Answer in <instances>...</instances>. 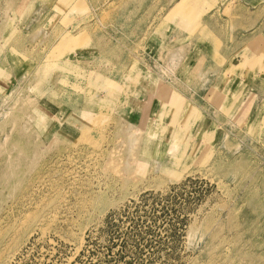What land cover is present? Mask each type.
I'll return each mask as SVG.
<instances>
[{"label":"rangeland","instance_id":"374dc122","mask_svg":"<svg viewBox=\"0 0 264 264\" xmlns=\"http://www.w3.org/2000/svg\"><path fill=\"white\" fill-rule=\"evenodd\" d=\"M253 74L264 0H0V264H264Z\"/></svg>","mask_w":264,"mask_h":264},{"label":"bare ground","instance_id":"6f19581e","mask_svg":"<svg viewBox=\"0 0 264 264\" xmlns=\"http://www.w3.org/2000/svg\"><path fill=\"white\" fill-rule=\"evenodd\" d=\"M180 29V28H179ZM19 53H13L12 55H18ZM7 57H10V56H7ZM12 58V57H11ZM9 65V64H8ZM42 65H43V63H42ZM4 66V65H3ZM37 67H35V68H33V74H35V79H38V81L40 82V83H43V82H45V81H52L54 84H53V87H56V88H59V89H62L63 91H65V90H68V88L70 87H78V84L77 85H75V84H72V85H70V86H68V84H67V81H66V79H60L59 78V76L57 75V74H54V76H51L50 74H48L47 72H45L44 70H42L41 68H40V65L39 64H37L36 65ZM59 66H60V64H59ZM58 66V67H59ZM43 67H45L46 69H51V68H58V67H52V66H50L49 64L48 65H43ZM9 68V67H8ZM61 70L63 71L64 69L63 68H66V65L65 64H62L61 65ZM53 70H55V69H53ZM36 81V80H35ZM51 82V83H52ZM50 84V83H49ZM37 85V84H36ZM52 85V84H51ZM32 86V85H31ZM171 87V86H170ZM73 89V88H72ZM50 90V89H49ZM52 90V89H51ZM75 90V89H74ZM78 90H79V88H78ZM4 91H5V89H4ZM55 92L53 93L54 94V96H56V94H57V90L55 89L54 90ZM81 92V91H80ZM159 92H162V93H166V92H168V93H170V95H169V97H171V95L173 94V96H174V93H173V88H171V89H169V85L168 84H162V86H160V87H158L157 89H156V92H149V94L147 95V97H146V99L144 100V105H145V103H146V105L148 106V108H149V106H150V104L152 103V100L157 96V94L159 93ZM19 99L18 98H15V100L14 101H18ZM80 100H82V99H80ZM78 101V102H76L75 101V105H82V106H79V107H81V113L83 114V115H81V116H78L77 115V117L76 118H78L79 119V122L81 123V124H85V121L87 120V119H85V117H84V115H85V110L88 108V104L83 100L82 101V103H81V101ZM23 103H24V106H26V104H30V102H31V100H30V98H25V99H22L21 100ZM158 102V101H157ZM166 103H167V100H166ZM91 105H92V107L91 108H93V107H95V106H97L94 102H92L91 103ZM23 106V105H22ZM157 107V106H156ZM27 108H29V105H28V107ZM141 108V107H140ZM158 108V107H157ZM78 109V108H77ZM80 109V108H79ZM26 110V109H25ZM167 110H169V109H167ZM176 111V110H175ZM30 112V111H29ZM39 112V111H38ZM140 112V111H139ZM25 113V112H24ZM40 114V113H39ZM157 115H158V117H161V118H163L165 115H167L168 114V111H165L164 109L163 110H161V109H157V113H156ZM26 115V114H25ZM66 116V115H65ZM38 117H39V115H38ZM29 119V118H28ZM60 120V119H59ZM175 120V117L173 118V120H172V122ZM16 121H17V119H16ZM30 121V120H29ZM57 121V120H56ZM61 122V121H60ZM175 122V121H174ZM54 124V123H53ZM56 124V123H55ZM19 130V129H18ZM19 133V132H18ZM17 132H15L14 130H12L9 134H7L6 135V137H5V139H4V142H0V146L1 145H7V144H9V143H18L17 142V138H16V135L18 134ZM175 134H176V132H175ZM34 136V135H33ZM181 134H179L178 132H177V135H176V137H175V143L177 142V139L179 140V142H180V139H181ZM29 137V136H28ZM52 138V137H51ZM149 140V139H148ZM153 140V142H154V140L155 139H152ZM158 140V139H157ZM171 141H173V140H171ZM170 141V142H171ZM157 143H159V144H161V142L160 141H157ZM152 144V143H151ZM16 145V144H15ZM17 146V145H16ZM13 159V158H12ZM11 160V159H10ZM10 160H9V162H10ZM14 160V159H13ZM9 162H6V165H8L9 164ZM18 164V163H17ZM14 173H16L15 172V170H12L11 172H10V174L9 175H13ZM34 186V185H33ZM263 206V205H262Z\"/></svg>","mask_w":264,"mask_h":264},{"label":"crops","instance_id":"0c3cea01","mask_svg":"<svg viewBox=\"0 0 264 264\" xmlns=\"http://www.w3.org/2000/svg\"><path fill=\"white\" fill-rule=\"evenodd\" d=\"M231 66H232V64H231ZM222 76V75H221ZM221 76H219V78L221 77ZM218 78V79H219ZM252 78H253V80H252ZM226 79V78H225ZM251 80L249 81V83H248V88H250V85L252 86L251 87V93H253L252 94V96H251V107L249 108V111H247L246 112V117H247V119H250V118H256V119H259V116H258V118H257V116H255V111H256V108H257V106H259V108L260 109H258L259 111H262V109H261V107H263V103H264V98H263V100L261 101L260 100V104L258 105V103H255L254 102V100H255V98H256V93H257V90L255 89V88H253V86L256 84V81H255V75L253 74L252 75V77L250 78ZM226 81V80H225ZM226 85L225 86H222L221 87V84H219V82H218V86H220V88H219V90H223V88H226L227 86H230V85H232V84H229V82L228 81H226ZM242 85H243V87L245 88V83H242ZM236 87L238 88V85H237V83H236ZM247 88V87H246ZM247 88V89H248ZM248 91V90H247ZM245 93H249V92H245ZM237 96H239V93L237 92ZM239 99L240 98H238V102H239ZM154 101H155V98L152 100V103L150 104V106H149V111H150V113H151V117L150 118H152L153 120H157L156 119V117H158V115L156 114L157 113V107H156V104L154 103ZM238 110V109H237ZM236 110V111H237ZM237 113H239L238 111H237ZM143 115V114H142ZM157 115V116H156ZM239 115V114H238ZM245 115V114H244ZM140 118H141V116H140Z\"/></svg>","mask_w":264,"mask_h":264}]
</instances>
